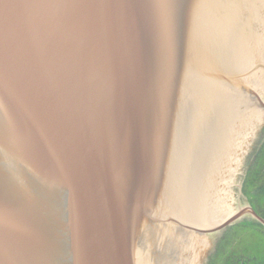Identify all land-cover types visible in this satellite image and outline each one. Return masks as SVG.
Listing matches in <instances>:
<instances>
[{
  "label": "water",
  "instance_id": "obj_1",
  "mask_svg": "<svg viewBox=\"0 0 264 264\" xmlns=\"http://www.w3.org/2000/svg\"><path fill=\"white\" fill-rule=\"evenodd\" d=\"M263 166L264 0H0V264H228Z\"/></svg>",
  "mask_w": 264,
  "mask_h": 264
},
{
  "label": "rangeland",
  "instance_id": "obj_2",
  "mask_svg": "<svg viewBox=\"0 0 264 264\" xmlns=\"http://www.w3.org/2000/svg\"><path fill=\"white\" fill-rule=\"evenodd\" d=\"M249 207L264 216V166L254 175ZM228 264H264V233L255 230V236L238 238Z\"/></svg>",
  "mask_w": 264,
  "mask_h": 264
},
{
  "label": "trees",
  "instance_id": "obj_3",
  "mask_svg": "<svg viewBox=\"0 0 264 264\" xmlns=\"http://www.w3.org/2000/svg\"><path fill=\"white\" fill-rule=\"evenodd\" d=\"M264 217V216H263Z\"/></svg>",
  "mask_w": 264,
  "mask_h": 264
}]
</instances>
